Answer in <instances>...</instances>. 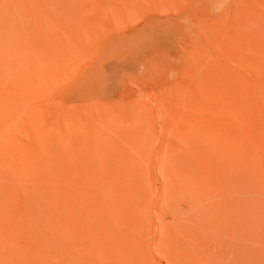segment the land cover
I'll use <instances>...</instances> for the list:
<instances>
[{
    "label": "rangeland",
    "instance_id": "rangeland-1",
    "mask_svg": "<svg viewBox=\"0 0 264 264\" xmlns=\"http://www.w3.org/2000/svg\"><path fill=\"white\" fill-rule=\"evenodd\" d=\"M38 174L116 264H264V0H0L11 225Z\"/></svg>",
    "mask_w": 264,
    "mask_h": 264
},
{
    "label": "bare ground",
    "instance_id": "bare-ground-1",
    "mask_svg": "<svg viewBox=\"0 0 264 264\" xmlns=\"http://www.w3.org/2000/svg\"><path fill=\"white\" fill-rule=\"evenodd\" d=\"M39 176L36 184L28 180L27 185L23 184L22 194H16L24 201L25 220L21 227L17 221L16 225L9 223L7 213L11 210L1 211L0 264H116L115 246L107 244L102 234L106 233L104 229L110 220L111 203L107 201L106 205L94 207L89 206L86 199L80 210H76L64 195L65 187L56 185L59 180ZM95 183L90 179L83 182L87 196ZM98 193L104 196L99 187L92 199L98 198ZM42 202L49 207H41Z\"/></svg>",
    "mask_w": 264,
    "mask_h": 264
}]
</instances>
